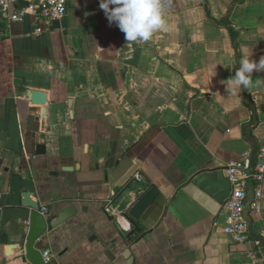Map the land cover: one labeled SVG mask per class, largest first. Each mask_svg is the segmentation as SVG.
<instances>
[{
	"label": "crops",
	"instance_id": "crops-1",
	"mask_svg": "<svg viewBox=\"0 0 264 264\" xmlns=\"http://www.w3.org/2000/svg\"><path fill=\"white\" fill-rule=\"evenodd\" d=\"M65 3L37 36L30 17L0 20V179L19 157L51 218L75 210L35 248L57 264H264V174L249 214L259 246L223 231L226 165L264 147V71L235 95L226 86L241 58L264 57V0H161L165 25L147 42H127L100 0ZM135 161L119 204L113 185ZM151 186L159 198L132 222L125 211ZM10 198L0 186V204ZM26 231L0 229V264H31Z\"/></svg>",
	"mask_w": 264,
	"mask_h": 264
},
{
	"label": "water",
	"instance_id": "water-1",
	"mask_svg": "<svg viewBox=\"0 0 264 264\" xmlns=\"http://www.w3.org/2000/svg\"><path fill=\"white\" fill-rule=\"evenodd\" d=\"M25 97L31 105L42 107L46 103V95L44 92L37 90H26ZM36 154L44 153V146L37 145L35 147ZM259 149H253L251 153V170L256 163V157ZM140 162L135 161L133 166L113 185L112 197H118V203L122 204L131 194V190L126 189L128 182L138 171ZM6 177L0 179V186L6 187V191L11 195V201L8 205L0 204V229L7 228L11 222L19 221L23 225H27L24 243L22 249L28 262L31 264H43L40 252L35 248V241L40 239L48 228H54L69 217L75 210L72 206L59 212L55 217L51 218L48 213L44 216L38 213L40 204L35 199V188L30 179L22 178V164L18 158L15 159L10 170L5 169ZM139 191V189H138ZM159 198V190L155 186L148 187L139 198L125 211V217L132 222H137L144 213ZM254 201V185L249 183L247 186V197L244 205V219L247 224L249 237L253 239L251 232V204ZM8 243L7 233L0 234V245ZM128 251L124 252L126 256ZM264 257V248L261 250Z\"/></svg>",
	"mask_w": 264,
	"mask_h": 264
},
{
	"label": "built area",
	"instance_id": "built-area-1",
	"mask_svg": "<svg viewBox=\"0 0 264 264\" xmlns=\"http://www.w3.org/2000/svg\"><path fill=\"white\" fill-rule=\"evenodd\" d=\"M66 14L65 0H0V20L6 23L22 22L26 17L32 19L33 34L35 36L48 31L52 24L60 21ZM225 177L229 182L230 195L223 209L224 233L231 240L240 245L254 243L247 231L244 219V205L247 197V186L254 185V201L252 210L258 212V200L261 197L260 184L264 174V147L260 148L256 157V163L251 170V153L245 152L240 159L229 162L225 168ZM105 211L111 214V204L108 203ZM38 213L44 216L47 213L45 207H40ZM43 264H57L48 250L40 253ZM251 259L256 260L255 254H250Z\"/></svg>",
	"mask_w": 264,
	"mask_h": 264
},
{
	"label": "clouds",
	"instance_id": "clouds-1",
	"mask_svg": "<svg viewBox=\"0 0 264 264\" xmlns=\"http://www.w3.org/2000/svg\"><path fill=\"white\" fill-rule=\"evenodd\" d=\"M109 24L115 23L125 34L127 42H147L165 25L161 0H100ZM234 76L226 80V86L235 95L241 87L248 88L252 73L264 71V57L259 62L250 57L241 58Z\"/></svg>",
	"mask_w": 264,
	"mask_h": 264
}]
</instances>
